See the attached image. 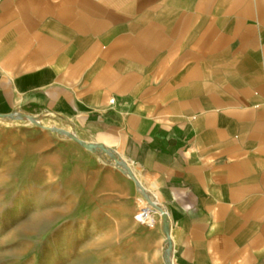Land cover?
<instances>
[{"label":"crops","instance_id":"1","mask_svg":"<svg viewBox=\"0 0 264 264\" xmlns=\"http://www.w3.org/2000/svg\"><path fill=\"white\" fill-rule=\"evenodd\" d=\"M22 111L135 165L174 264H264V0H0V119Z\"/></svg>","mask_w":264,"mask_h":264},{"label":"rangeland","instance_id":"2","mask_svg":"<svg viewBox=\"0 0 264 264\" xmlns=\"http://www.w3.org/2000/svg\"><path fill=\"white\" fill-rule=\"evenodd\" d=\"M21 113L41 125L0 119V264H170L168 215L136 219L156 210L149 198L157 196L135 165L49 114L8 117Z\"/></svg>","mask_w":264,"mask_h":264},{"label":"bare ground","instance_id":"3","mask_svg":"<svg viewBox=\"0 0 264 264\" xmlns=\"http://www.w3.org/2000/svg\"><path fill=\"white\" fill-rule=\"evenodd\" d=\"M8 119H15V120H21V121H27L28 124L31 125H41V122L34 116L31 115H26V114H17L14 115L13 117H7ZM66 138L68 140H79L78 136L76 133L73 132H67L66 133ZM149 201L152 203L153 207H156V210L154 211L153 209H150L148 207L143 208V212H145L143 215L139 216L137 215L138 218H144V221H146V223H154L155 220V214L159 213L160 215H168V211L167 209L158 202L157 198L155 197V195H153V197L151 196L149 198ZM156 212V213H155ZM52 215H54L53 212H47L44 215L34 218L30 221V225H28V230L29 231H35L36 227L40 226V223L42 221H46L48 219H50L52 217ZM172 261V262H171ZM174 263L173 260H170V264Z\"/></svg>","mask_w":264,"mask_h":264},{"label":"built area","instance_id":"4","mask_svg":"<svg viewBox=\"0 0 264 264\" xmlns=\"http://www.w3.org/2000/svg\"><path fill=\"white\" fill-rule=\"evenodd\" d=\"M143 210H144V209H142V210L140 211V213L138 214V217L141 216V215H143V214L145 213V212H143ZM138 217H136V219H137L139 222L146 224V221H144V218H138Z\"/></svg>","mask_w":264,"mask_h":264}]
</instances>
